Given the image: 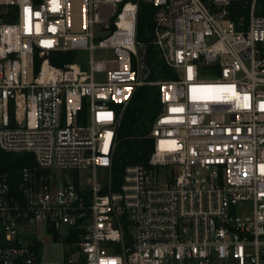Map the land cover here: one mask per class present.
Here are the masks:
<instances>
[{
	"label": "built area",
	"instance_id": "2783aa9c",
	"mask_svg": "<svg viewBox=\"0 0 264 264\" xmlns=\"http://www.w3.org/2000/svg\"><path fill=\"white\" fill-rule=\"evenodd\" d=\"M140 1L155 8L153 44L177 78L150 80ZM257 6L0 0V147L35 160L15 189L0 172V264H264ZM59 51L77 57L59 66ZM154 83L162 107L149 160L115 180L121 116L135 89ZM43 224L67 245L61 261L42 256Z\"/></svg>",
	"mask_w": 264,
	"mask_h": 264
},
{
	"label": "trees",
	"instance_id": "16d2710c",
	"mask_svg": "<svg viewBox=\"0 0 264 264\" xmlns=\"http://www.w3.org/2000/svg\"><path fill=\"white\" fill-rule=\"evenodd\" d=\"M155 8L150 2L140 1L137 37L147 43V56L151 68V81L174 79L177 71L168 66L158 46L153 44V12ZM257 14H264V0H258ZM52 62L63 65L75 61L76 52L59 51L51 54ZM40 62L37 60L36 70L39 71ZM161 90L159 84H145L138 86L120 119L118 141L113 154L112 174L119 180L129 165L147 163L153 150V139L150 132L153 123L161 111ZM34 156L29 152L12 153L0 147V172H8L11 186L16 188L18 171L26 165L34 164Z\"/></svg>",
	"mask_w": 264,
	"mask_h": 264
},
{
	"label": "rangeland",
	"instance_id": "374dc122",
	"mask_svg": "<svg viewBox=\"0 0 264 264\" xmlns=\"http://www.w3.org/2000/svg\"><path fill=\"white\" fill-rule=\"evenodd\" d=\"M77 54L81 55L82 62L84 64H87L89 57H90V51L86 49H79L76 51ZM95 54L103 55V52L96 51ZM41 236L43 237L45 248L43 251V258L48 260H55V261H61L63 257V250L67 247L64 243H55L51 235L49 234L46 225L41 226Z\"/></svg>",
	"mask_w": 264,
	"mask_h": 264
},
{
	"label": "snow or ice",
	"instance_id": "6c2138e0",
	"mask_svg": "<svg viewBox=\"0 0 264 264\" xmlns=\"http://www.w3.org/2000/svg\"><path fill=\"white\" fill-rule=\"evenodd\" d=\"M29 11H30L29 9H25V12H26V13H28ZM37 15H39V14L37 13Z\"/></svg>",
	"mask_w": 264,
	"mask_h": 264
}]
</instances>
